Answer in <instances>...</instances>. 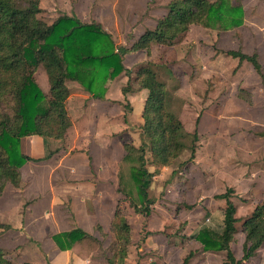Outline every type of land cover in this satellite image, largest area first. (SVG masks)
Here are the masks:
<instances>
[{
	"label": "trees",
	"instance_id": "1",
	"mask_svg": "<svg viewBox=\"0 0 264 264\" xmlns=\"http://www.w3.org/2000/svg\"><path fill=\"white\" fill-rule=\"evenodd\" d=\"M168 8V13L158 20L156 27L147 29L131 46H119V52L114 49L105 54L96 52L99 41L101 37L112 36L100 23L84 22L67 13H62L49 23L39 17L42 12L41 0H0V197L8 182L16 186L20 184L22 166L34 159L22 151L24 137L40 135L60 141L66 137L73 123L67 107L71 93L68 79L76 80L92 94L104 97L106 89L96 93L93 78L100 79V74L105 72L101 78L107 81L110 76L115 77L124 70L129 79L122 92L127 96L131 92L132 74L123 64L126 53L145 51L150 55L154 42L160 46L174 45L188 34L192 25L233 29L244 19L243 7L232 3V0H170ZM226 53L249 60L264 77L257 53L246 54L241 50H227ZM93 65L97 68H91ZM40 66L45 68L48 76V94L36 78ZM135 80L139 89L147 91L142 110V143L136 146L124 142V159H136L138 162L134 165V174L143 200L142 203L132 200L131 204L138 213L149 215L153 203L149 188L156 172L164 166L173 165L185 149H190L189 160L192 161L199 134L197 130L187 131L177 113L169 107L166 83L150 63L138 68ZM247 95H250L248 91L239 89V96L250 100ZM148 148L155 171H150L147 166ZM50 155L46 153L44 158ZM120 191L123 189L120 188ZM233 191V188H228L215 195L226 200L222 230L203 227L194 235L203 244L204 250L226 251V260L222 264H243L255 256L264 243L262 201L243 220V256L241 259L235 256L231 243L235 240L239 218L230 194ZM0 227L6 229L8 225L0 222ZM111 230L116 237V249L109 262L127 264L132 227L119 205L114 212ZM53 238L62 249H72L82 244L92 247L95 241L93 236L79 227L54 234ZM193 254L190 251L181 264H191ZM0 264H14L2 249Z\"/></svg>",
	"mask_w": 264,
	"mask_h": 264
},
{
	"label": "crops",
	"instance_id": "2",
	"mask_svg": "<svg viewBox=\"0 0 264 264\" xmlns=\"http://www.w3.org/2000/svg\"><path fill=\"white\" fill-rule=\"evenodd\" d=\"M42 1L51 8L63 10L69 15L74 14L82 21L86 20L82 12L92 10L96 6L102 8L115 3L112 0ZM143 2L145 9H149V6L152 10L161 8L156 0H143ZM232 3H239L243 7L245 13L243 24L226 31L210 29L207 32V38L209 41L213 40L211 35H215L213 41L217 42L219 49L241 50L246 54L257 53L264 73V21L252 20V11L261 12V20H264V0H232ZM41 7L43 10L44 6L41 5ZM162 17H159L154 23L145 22L142 24L139 22L137 24L135 22L125 34V39L132 38L134 43L147 29H154ZM97 23H100L107 32L114 33L105 22ZM139 24L142 25L140 30L137 26ZM194 27L201 26L192 25L190 29L193 30ZM218 33H220L219 36ZM159 46L154 42L151 53L153 54ZM135 55H139L140 59H147L145 51L126 53L124 59L126 57L129 61L130 57ZM223 55L214 50L209 65L215 64L217 61L221 63ZM228 57L230 59L228 62L234 65L233 71L230 72V76L234 77V79L231 77L234 82L227 83L229 79L231 81L229 77L224 82L220 81L213 86V90L218 92L215 95L217 99H209V103L215 101L212 105L217 107V111H211V116L209 113L208 116H204V125H202L205 129L210 123L216 124L214 127L217 126L220 130L219 134H216L219 139H210L207 142L206 138L203 141L206 143L201 157H204L203 171H208L210 176L208 181L211 184L208 182L206 184H209L210 189H216L212 193L213 196L225 192L222 189L223 186L233 188L235 195L249 200L246 204L249 203L248 215H250L255 206L264 201V77L249 60H241L230 54ZM146 64L148 63L142 65ZM130 65L125 64L124 66L131 69ZM168 65L171 67L173 64L170 62ZM210 74L214 75L216 72L212 70ZM113 81L111 79L107 81L105 98L99 99L93 97L92 93L85 89L80 82L67 80L71 89L67 107L73 119L66 134L68 150L61 148L51 157L44 158L48 145L52 144L57 147L60 140L46 139L40 135H29L22 139V151L34 159L28 160L22 166L20 184L16 186L8 182L0 197V222L8 225L6 229L0 227V249L14 264H106L105 259L100 261L92 256L83 257L74 253L72 249H62L54 240L53 235L76 227L82 228L91 236L97 235L96 223H100L103 229L107 227L111 229L116 209L115 197L111 189L110 198L107 197L106 200H103L100 196L99 185L105 184L102 180L99 182L100 179L97 175V180L90 182L92 194L89 198L81 192L82 182H68L67 184L70 186L67 187L62 184L58 180V168L61 162L64 164L65 159L71 160V162H66V165L71 164L75 159L74 155H77L76 157L87 163L86 172L91 175L89 179L92 180L94 176L91 170L93 163L96 165L99 162L106 163V167L99 168L97 166L95 168L97 172L108 170L113 165L114 152L111 148V141L115 137V128L117 127V131L121 134L122 132L125 134L124 129L128 127V124L124 122L126 119L122 120L112 115L114 104L111 105L109 101L112 99L123 101L122 96L133 99L136 94V91H131L127 96L123 94L122 87L126 85L125 78H122L116 88H114ZM240 88L250 93L249 96L247 95L250 100L239 96ZM49 89L48 81V86L43 91L48 94ZM143 90L145 89L140 91ZM146 97L147 93H144V99L139 108L140 116H142ZM199 121L200 117L197 119V126H199ZM70 138L73 139L70 140ZM79 139H102L103 141H96L95 147L90 141L83 142L85 144L82 148L86 146L87 152L78 147L77 152L72 154V150L76 148L73 145L70 146L71 142L69 141L75 142ZM212 145L215 148L210 152L208 147ZM200 150L198 148L191 161H194V164L200 157ZM100 152L103 155V161L100 158ZM216 161L218 163L217 172L213 170L214 168L208 167V165L216 164ZM213 176H217V181H212ZM105 181L106 185L113 186V182L108 178ZM218 199L223 200L224 198ZM234 199H237V196ZM237 217L239 218V216ZM262 246L253 257L260 253ZM246 261L244 263H247Z\"/></svg>",
	"mask_w": 264,
	"mask_h": 264
},
{
	"label": "rangeland",
	"instance_id": "3",
	"mask_svg": "<svg viewBox=\"0 0 264 264\" xmlns=\"http://www.w3.org/2000/svg\"><path fill=\"white\" fill-rule=\"evenodd\" d=\"M112 1H115V3L102 8H97L96 6L92 10L82 12L86 19L84 22H105L114 32V35L110 33L111 38L106 36L101 37L96 51L98 53L106 54L108 51H113L114 49L116 52H119L118 47L120 45L129 47L134 41L132 38L125 39V34L130 30V27L135 22L137 24L139 22L142 24L145 22H156L159 17H164L168 13V4L170 2V0H156L161 8L152 10L151 6H149V9H145L143 0ZM41 5L44 6V9L39 14V17L49 23H52L62 13H66L63 10L51 8L48 4L43 3L42 0ZM237 5L240 4L238 3ZM260 14L261 12L252 11V20L255 19L256 22H263L264 20H261L262 16ZM242 24L243 22L240 25ZM137 26L139 30L142 29L141 24ZM200 26L194 27L193 30L190 29V33L177 41L174 47L159 46L153 54H147L146 60L140 59L139 55L130 57L129 61L126 57L125 59L123 58L124 65L132 64L130 65L131 69H129L132 74L130 77L131 91H136V94L133 99L122 96L121 99L123 101L119 102L117 99L109 101L111 105L114 104L112 115L122 120L126 119L124 122L128 124V127L124 129L125 134L123 132L121 134L117 131L118 128H115V137L111 141V148L114 152L113 165L108 170L104 169L97 172L95 168L97 166L99 168L106 167V163L99 162L98 165L93 163L91 170L94 176L92 180L89 179L91 175L86 172L88 169L87 163L76 157L77 155H74L73 158L75 159L71 164L66 165V162H71V160L65 159L64 164L61 162L58 168V180L62 184H65L67 187L70 186L67 184L68 182H82L81 192L89 198L92 194L90 182L97 180V175L99 176L98 179H100L99 182L102 180L105 184L103 186L99 185L101 198L103 200H106L107 197L110 198V192L112 191L116 206L119 205L122 208L132 227V242L129 245V255L126 259L127 264H181L183 258L190 251L194 253L191 264H222L226 260V251H206L203 244L196 240L194 235L203 227H210L217 231H221L223 227L226 200L213 196L212 193L216 189L209 188V184H211L208 181L210 176L208 171H203L205 166L204 157H201L206 143H203V141L206 138L207 142L210 139H219L216 134H219L218 131L220 130L217 126L214 127L216 124L213 123H210L205 129L202 125H204V116H208V113L211 116V111H217V107L212 105L215 101L209 103V99H217L215 95L218 92L213 90V86L220 81L224 82L226 78H231L230 72L233 71L234 65L228 62L230 59L228 57L229 54L226 53L227 50L219 49L217 42L213 41L215 35H211L213 40L209 41L207 38V32L210 29L216 31L230 29ZM219 34L217 35L219 36ZM214 50L224 54L222 56L223 59H221V63L217 61V63L209 65L211 63L209 60H212ZM149 62L151 65L153 64V68L156 70L159 78L166 83L169 107L177 113L187 131L194 132L197 129L199 134L197 151L199 148L201 152L198 161L194 164V161L191 162L189 160L190 149H185L173 165L164 166L159 172H156L149 188V196L153 199L151 213L144 215L138 213L131 204L132 200L142 203L143 196L139 194L138 179L134 174V165L138 162L136 159H124L126 151L124 150L123 143L130 142L136 146H140L142 143L141 126L144 120L140 116L139 108L143 102L144 93L146 94L147 91H140L141 89H139L135 76L138 68L142 64ZM170 62L173 64L171 67L168 65ZM91 68L97 67L93 65ZM212 70L216 74L211 75L210 72ZM236 71L237 68L235 69V73ZM124 72L123 70L112 78L110 76L107 81L109 79L114 80V88L118 86L122 78H125V84H127L128 77ZM95 73L96 71L93 73V77H95ZM104 73L100 74V79L93 78L94 88L97 89L96 93H100L106 86V78H101ZM120 74L121 76H119ZM106 75L108 76L109 73ZM36 78L41 88L46 90L48 80L43 66L38 68ZM232 78L234 79V77ZM232 78L227 83H232ZM92 95L99 99L105 98L102 95ZM199 117V126H197V119ZM92 127H94L93 124ZM214 135H216L215 138ZM72 139L70 138V140ZM87 141L92 142V145L95 147L96 141L103 140L79 139L75 140V142L69 141L71 142L69 145H73L76 148L72 150V154L76 153L80 147L83 151L87 152L86 146L82 148L85 144L83 142ZM61 148L68 150L66 148V137L60 141L57 147L49 144L47 149L46 146V153H51V157ZM208 148L212 152L215 147L212 145ZM100 158L103 161L101 152ZM146 158L149 170L155 171L156 167L152 164V153L149 148L146 152ZM217 164L216 161V164H212V166L208 165V167L210 169L214 168L213 170L217 172ZM106 178L113 182V186L110 184L106 185ZM212 181H217V176H213ZM207 182L209 184H206ZM120 183L122 184L121 187ZM120 188L123 191H120ZM228 188L223 186L222 189L226 191ZM230 194L237 207V216H239L238 229L235 233V240L232 243V250L235 256L241 259L245 239L242 223L249 216V203L246 204L249 200L235 195L234 191ZM236 196L237 199H234ZM95 229L97 230V235H92L95 238L92 247L88 244H82L74 246L72 250L83 257L92 256L96 260L100 259V261L105 259V263L110 264L109 259L113 257L116 249V237L111 229L108 227L103 229L100 223L95 224ZM101 229L103 232H101ZM30 256L33 257L31 254ZM246 262L244 264H264V245L256 257L248 259Z\"/></svg>",
	"mask_w": 264,
	"mask_h": 264
}]
</instances>
